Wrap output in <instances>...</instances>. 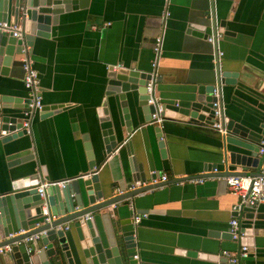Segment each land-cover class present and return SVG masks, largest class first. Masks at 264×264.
<instances>
[{
    "label": "crops",
    "instance_id": "1",
    "mask_svg": "<svg viewBox=\"0 0 264 264\" xmlns=\"http://www.w3.org/2000/svg\"><path fill=\"white\" fill-rule=\"evenodd\" d=\"M8 22L14 25L12 16ZM17 26L21 27L20 23ZM213 32L220 35L214 46L208 41ZM159 35L162 47L154 70L153 43ZM18 42L17 47L24 45V37ZM216 51L222 54L217 68ZM16 53L12 62L0 66V118L22 116L24 101L29 98L23 82L25 58L37 73L42 107L61 109L35 113L30 135L6 142L0 136V196L11 192L16 179L40 173L41 168L46 176L39 175L36 187L42 181L60 184L89 174L87 137L101 185L113 196L136 182L134 177L140 172L135 165L141 168L147 185L154 179L152 173L167 176L161 187L134 197L132 210L126 200L109 207L115 226L121 223L134 229L138 264H229L222 253L235 254L240 248L239 241L229 238V222L236 218L249 223L245 222L248 211L237 214L239 199L222 180L200 185H177L174 181L195 178L214 168L221 174L253 176L264 165L259 155L255 168L237 164L232 153L244 156L250 152L236 142H226H251L247 134L252 132L257 135L253 136L255 147L260 146L258 135L264 129V0H87L86 5L60 14L49 38L34 37L25 54ZM111 66L153 74L155 97L179 105L187 103L201 86L219 89L218 70L236 75L235 84L219 90L225 133L204 122L165 120L159 140V127L150 122L129 139L122 128L132 147L119 146L105 155L97 111L103 101L115 98L105 96ZM7 97L20 99L23 108H9L4 101ZM120 109L111 103V110L122 122ZM130 112L133 114L132 105ZM236 127L245 129L246 136ZM28 155L32 158L15 163ZM253 212L254 217L263 218L253 220V227L264 230V204ZM133 214L144 215L138 226L132 223ZM10 222L14 227L11 211ZM64 226H70L67 239H75L73 225ZM253 243L248 258L240 264H264V235L254 237ZM52 244L59 260L56 264H66L57 241ZM0 264L30 263L6 254L0 255Z\"/></svg>",
    "mask_w": 264,
    "mask_h": 264
},
{
    "label": "water",
    "instance_id": "2",
    "mask_svg": "<svg viewBox=\"0 0 264 264\" xmlns=\"http://www.w3.org/2000/svg\"><path fill=\"white\" fill-rule=\"evenodd\" d=\"M87 0H0V22L8 23L9 17H13L14 25L20 23L21 32L24 37L25 47L32 46L34 37L49 38L51 26L55 25L57 18L65 11L74 10L86 5ZM211 30V29H210ZM11 35L0 33V66H7L16 52L22 53L23 46ZM1 71L5 72V69ZM236 75L221 73L218 70L217 82L219 90L223 85L235 84ZM155 77L150 73H140L133 69H123L116 67L108 68V87L105 96L115 97L113 102L103 101L97 111L100 117V144L105 155H109L119 146L125 149L132 147L130 140L125 141L121 129L123 128L126 138L129 139L142 124L152 123L158 126L156 133L158 138H162V127L165 120L190 121L195 123L204 122L210 126L214 121L215 98L212 96L213 86H201L196 94L184 105L177 103H163L154 95ZM152 82L153 88L147 92V85ZM221 94V92H220ZM9 108L26 110L30 99L24 101L21 107L20 99L7 97ZM111 103L118 104L122 113V122L119 116L111 110ZM13 104V105H12ZM133 106V114L130 112V105ZM220 108L223 113L222 127H224L223 104L220 98ZM61 107H42L41 112H56ZM39 111V112H40ZM37 113V112H35ZM34 113V114H35ZM157 114L162 118V124L153 123L152 115ZM135 119L133 121L132 119ZM23 113L20 117L5 115L0 118V136L3 141H9L27 135L23 129ZM32 121V120H31ZM244 135L245 129L236 127ZM237 133L236 131H233ZM262 132L258 135L262 139ZM31 133V124H30ZM251 135V138L249 137ZM251 142L239 143V141L226 140L228 144L238 145L249 151V155H238L232 153L237 164L255 168L259 163L258 150L255 147V133L247 134ZM87 155L91 161L89 164L90 173L62 185L42 181L48 184L43 190L42 196L37 192V181L40 176H46L45 170L40 169V173L21 176L13 182L11 192L0 196V247L11 246V254L16 260L22 258L24 262L30 264H53L59 262L55 259L56 251L53 241H57L58 251L61 252L66 264H138L136 257V243L134 229H126L123 224L115 226L113 222V212L109 207L140 193L157 188L159 185H146L134 192L126 193L122 196H113L112 192L101 185V176L96 172L91 144L85 138ZM31 155L18 159L15 163L31 159ZM133 163H134V159ZM140 172L134 180L145 182L141 168L135 165ZM211 170V169H210ZM220 173V172H219ZM256 173L253 176H256ZM222 176H240L232 174H221ZM48 180L47 177L44 178ZM175 180L174 182H176ZM165 184V183H164ZM43 207H45L44 215ZM255 208H242L247 210L248 217H245L247 224L240 226V246L253 247V238L264 235V230L253 227V220L263 219L261 215L254 217ZM10 211L15 219L14 227L10 222ZM239 214V212H237ZM56 218V219H53ZM49 219V222L45 220ZM82 221V222H81ZM72 224L76 233V238L68 240L66 231L56 230L57 226ZM70 229V226H68ZM19 231L23 233L18 234ZM39 236L35 241H28L30 237ZM13 236V237H10ZM230 238V235H229ZM51 251V253L49 252ZM32 254V255H31Z\"/></svg>",
    "mask_w": 264,
    "mask_h": 264
},
{
    "label": "built area",
    "instance_id": "3",
    "mask_svg": "<svg viewBox=\"0 0 264 264\" xmlns=\"http://www.w3.org/2000/svg\"><path fill=\"white\" fill-rule=\"evenodd\" d=\"M0 33L11 35L13 38H16L17 40H23V34L21 32V27L17 25H11L5 22H0ZM220 35L217 32H213L209 38V42L214 46L219 39ZM23 46L22 53L25 54V46ZM162 47V36L159 35L154 39L153 43V53L155 55V60L152 63V67L155 70L157 68V62L158 57L161 51ZM221 53H218L217 51L214 53V65L216 68L219 64V59L221 57ZM23 69L25 71V76L23 79L24 87L29 93V99L30 102L27 105L26 110L23 112V129L26 130V133L30 135V124L31 120L33 118V115L35 112H39L42 109V103H41V97L39 94V79L37 76V73L34 69L31 67V62L28 60V58H25L23 61ZM153 84L152 82H149L147 85V92L150 93L152 91ZM212 96L216 99L213 106L215 107L214 110V123L211 125V127L215 130H217L219 133L224 134L225 130L222 127V120H223V113L220 108V97H219V89L214 88ZM153 123L161 125L163 119L158 117L157 114L152 115ZM258 155L260 158H264V129L262 132V139L260 141V146L258 150ZM152 176H154V179L150 182L149 185H159L164 184L167 182V176L165 174H162L161 176H157L156 173H152ZM214 180H222L229 193L232 195L238 197L239 204L235 208L236 212H239L242 208H256L261 204H264V165L262 164L259 167L258 174L256 176L246 175V176H222L220 175L219 171L214 168L207 172L202 173V175L190 178V177H184L182 179H177L176 184L182 185L185 182L192 183L196 185H200L206 181H214ZM63 183H57V185H62ZM147 184L144 182H134L132 185H130L125 191H117V195L115 196H122L126 193L134 192L137 189L141 187H145ZM48 184L42 183L37 187V192L40 196L43 194V190L45 187H47ZM161 187V186H159ZM157 187V188H159ZM156 189V188H154ZM150 190L145 191L143 193H140L138 195H142L144 193H148ZM136 195V196H138ZM134 196V197H136ZM128 198L126 201H128V207L130 210H132L131 206V200L134 198ZM115 205V204H114ZM113 206V205H112ZM44 210V215H47ZM144 218V215L139 214H133L132 216V223L134 226H138L141 222V220ZM46 222H49V219L45 220ZM82 222V221H81ZM68 226H57L56 230H64L68 231ZM228 234L230 235V238L233 241L238 242L240 238L242 237V234L240 233V226L238 219L234 218L229 222V229ZM13 237V236H10ZM38 235L34 237H30L26 242L28 241H35L38 239ZM11 254V246L6 245L3 247H0V255H6ZM223 256H225L228 259L229 264H240L241 260H244L248 258L249 256V248L247 246H240L239 251L237 253H228L223 252Z\"/></svg>",
    "mask_w": 264,
    "mask_h": 264
}]
</instances>
